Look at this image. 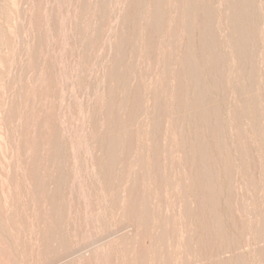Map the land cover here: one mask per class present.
<instances>
[{"label": "rangeland", "instance_id": "1", "mask_svg": "<svg viewBox=\"0 0 264 264\" xmlns=\"http://www.w3.org/2000/svg\"><path fill=\"white\" fill-rule=\"evenodd\" d=\"M263 2L0 0V264H264Z\"/></svg>", "mask_w": 264, "mask_h": 264}, {"label": "bare ground", "instance_id": "2", "mask_svg": "<svg viewBox=\"0 0 264 264\" xmlns=\"http://www.w3.org/2000/svg\"><path fill=\"white\" fill-rule=\"evenodd\" d=\"M37 1V0H36ZM156 1V0H155ZM179 1V0H178ZM185 1V0H184ZM198 1V0H197ZM223 1V0H222ZM229 1V0H228ZM256 1V0H255ZM92 2V1H91ZM180 2H181V0H180ZM219 2V1H218ZM82 3V2H81ZM90 3V2H89ZM128 3V2H127ZM222 3V2H221ZM226 3V2H225ZM251 3V2H250ZM253 3V2H252ZM264 3V2H263ZM83 4V3H82ZM81 4V5H82ZM206 4V3H205ZM247 4V3H246ZM13 5V4H12ZM38 5V4H37ZM137 5V4H136ZM146 5V4H145ZM156 5V4H155ZM178 5V4H177ZM184 5V4H183ZM188 5V4H187ZM248 5V4H247ZM253 5V4H252ZM140 6V5H139ZM169 6V5H168ZM207 6V5H206ZM233 6V5H232ZM240 5H238V7H239ZM243 6V5H242ZM254 6V5H253ZM258 6V5H257ZM137 7V6H136ZM179 7H181V6H179ZM12 8V7H11ZM88 8H89V6H88ZM161 8L163 9V7L161 6ZM174 8V7H173ZM217 8V7H216ZM244 8V7H243ZM251 8V7H250ZM186 9V8H185ZM11 10V9H10ZM80 10V9H79ZM82 10V9H81ZM81 10H80V12H81ZM153 10V9H152ZM161 10V9H160ZM191 10V9H190ZM218 10V9H217ZM223 10V9H222ZM250 10V9H249ZM132 11H133V9H132ZM149 11V10H148ZM165 11V10H164ZM177 11V10H176ZM187 11V10H186ZM207 11V10H206ZM213 11V10H212ZM238 11V10H237ZM85 12V11H84ZM90 12V11H89ZM162 12V11H161ZM174 12V11H173ZM197 12V11H196ZM202 12V11H201ZM204 12V11H203ZM263 12V11H262ZM151 13V12H150ZM150 13H149V15H150ZM191 13H193V12H191ZM208 13H210V12H208ZM239 13V12H238ZM84 14V13H83ZM126 14V13H125ZM136 14V13H135ZM134 14V15H135ZM187 14V13H186ZM223 14H224V12H223ZM133 15V14H132ZM151 15H152V13H151ZM161 15V14H160ZM197 15H198V13H197ZM202 15V14H201ZM206 15V14H205ZM235 15V14H234ZM238 15V14H237ZM241 15V14H240ZM262 15V14H261ZM156 16V15H155ZM185 16V15H184ZM189 16V15H188ZM198 16H200V14L198 15ZM207 16V15H206ZM214 16H215V14H214ZM224 16V15H223ZM255 16V15H254ZM134 17V16H133ZM138 17V16H137ZM149 17V16H148ZM201 18H202V16H200ZM225 17V16H224ZM249 17V16H248ZM38 18V17H37ZM124 18V17H123ZM153 18V17H152ZM161 18V17H160ZM188 18V17H187ZM190 18H191V16H190ZM205 18V17H204ZM246 18V17H245ZM264 18V17H263ZM35 19V18H34ZM151 19V18H150ZM174 19H176V17H174ZM177 19H179V18H177ZM185 19V18H184ZM197 19V18H196ZM200 19V18H199ZM203 19V18H202ZM208 19V18H207ZM210 19V18H209ZM82 20V19H81ZM84 20V19H83ZM154 20H155V18H154ZM157 20V19H156ZM161 20V19H160ZM206 20V19H205ZM212 20V19H211ZM133 21V20H132ZM136 21V20H135ZM170 21V20H169ZM189 21V20H188ZM214 21V20H213ZM220 21V20H219ZM82 21H80V23H81ZM150 22V21H149ZM152 22V21H151ZM156 22V21H155ZM190 22H191V20H190ZM205 22V21H204ZM209 22V21H208ZM223 22V21H222ZM189 23V22H188ZM187 23V25H189ZM255 23H256V21H255ZM138 24V23H137ZM158 24V23H157ZM191 24V23H190ZM213 24V23H212ZM132 25V24H131ZM144 25V24H143ZM147 25V24H146ZM160 25H162V24H160ZM176 25V24H175ZM174 25V26H175ZM186 25V24H185ZM222 25V24H221ZM161 27V26H160ZM163 27V26H162ZM186 27V26H185ZM184 26H183V29L185 28ZM253 27V26H252ZM79 28V27H78ZM188 28H190L189 26H188ZM226 28V27H225ZM254 28V27H253ZM262 28V27H261ZM147 28H145V30H146ZM152 29V28H151ZM149 30V29H148ZM182 30V29H181ZM207 30V29H206ZM257 30V29H256ZM259 30V29H258ZM262 30V29H261ZM154 31V30H153ZM199 31V30H198ZM95 32V31H94ZM162 32V31H161ZM228 32V31H227ZM84 33V32H83ZM165 33V31L163 32V34ZM176 33V32H175ZM195 33V32H194ZM202 33V32H201ZM230 33V32H229ZM228 33V34H229ZM82 34V33H81ZM148 34V33H147ZM171 34V33H170ZM180 34V33H179ZM204 34V33H203ZM218 34H219V32H218ZM224 34V33H223ZM241 34V33H240ZM249 34V33H248ZM84 35V34H83ZM96 35V34H95ZM161 35V34H160ZM175 35V34H174ZM200 35V34H199ZM211 35V34H210ZM90 36V35H89ZM128 36V35H127ZM157 36V35H156ZM155 36V37H156ZM173 36V35H172ZM187 37V36H186ZM188 37H190V36H188ZM200 37H202V35L200 36ZM204 37V36H203ZM208 37V36H207ZM253 37V36H252ZM128 38V37H127ZM135 38V37H134ZM234 38H236V37H234ZM79 39V38H78ZM142 39V38H141ZM183 39V38H182ZM186 39V38H185ZM194 39V38H193ZM80 40V39H79ZM152 40V39H151ZM168 40V39H167ZM206 40V39H205ZM225 40V39H224ZM227 40V39H226ZM225 40V41H226ZM241 40V39H240ZM81 41V40H80ZM127 41V40H126ZM158 41V40H157ZM182 41V40H181ZM187 41V40H186ZM189 41H190V39H189ZM189 41H188V43H189ZM204 41V40H203ZM262 41V40H261ZM82 42V41H81ZM118 42V41H117ZM120 42V41H119ZM129 42V41H128ZM159 42V41H158ZM228 42V41H227ZM257 42V41H256ZM190 43H191V41H190ZM202 43V42H201ZM204 43V42H203ZM214 43V42H213ZM216 43V42H215ZM147 44V43H146ZM186 44V43H185ZM198 44V43H197ZM246 44V43H245ZM116 45V44H115ZM118 45V44H117ZM132 45V44H131ZM183 45V44H182ZM181 45V46H182ZM253 45V44H252ZM138 46V45H137ZM158 46V45H157ZM176 46V45H175ZM195 46V45H194ZM193 46V47H194ZM246 46V45H245ZM261 46V45H260ZM160 47V46H159ZM200 47V46H199ZM92 48V47H91ZM125 48V47H124ZM156 48V47H155ZM186 48V47H185ZM134 49H135V47H134ZM134 49H133V51H134ZM139 49V48H138ZM174 49H175V47H174ZM187 49V48H186ZM200 48H198V50H199ZM215 49V48H214ZM234 49V48H233ZM241 49V48H240ZM124 50V49H123ZM136 50V49H135ZM176 50V49H175ZM188 50V49H187ZM190 50V49H189ZM197 50V51H198ZM217 50V49H216ZM231 50V49H230ZM253 50V49H252ZM78 51V50H77ZM118 51V50H117ZM125 51V50H124ZM143 51V50H142ZM159 51V50H158ZM186 51V50H185ZM238 51H239V49H238ZM237 51V52H238ZM135 52V51H134ZM196 52V51H195ZM199 52V51H198ZM222 52V51H221ZM256 52V51H255ZM82 53V52H81ZM188 53V52H187ZM202 53V52H201ZM208 53V52H207ZM240 53V52H239ZM123 54V53H122ZM138 54H139V52H138ZM176 54V53H175ZM190 54V53H189ZM189 54H186V52H185V60H183L182 61V65L184 66H182L183 68H180V66H181V64L178 66L179 68H180V70L178 69V67H177V69H176V72H177V70H178V73L175 75L176 76V79H177V84L179 85V86H181V84H182V80H183V78H184V76L185 75H187L186 76V81L188 80V78L191 76V74H192V72L194 71V69L192 70V67H191V65H192V63H191V60H190V58H191V54H190V56H189ZM209 54H210V52H209ZM135 55V54H134ZM217 55V54H216ZM239 55V54H238ZM139 56V55H138ZM178 56V55H177ZM196 56V55H195ZM199 56V55H198ZM203 56V55H202ZM211 56V55H210ZM214 56V55H213ZM218 56V55H217ZM257 56V55H256ZM150 57H151V55H150ZM158 57V56H157ZM183 57H184V54H183ZM245 57V56H244ZM249 57V56H248ZM83 58V57H82ZM114 58V57H113ZM117 58V57H116ZM139 58V57H138ZM166 58V57H165ZM176 58V57H175ZM199 58V57H198ZM214 58V57H213ZM218 58V57H217ZM232 58V57H231ZM35 59V58H34ZM121 59V58H120ZM130 59H132V58H130ZM173 59V58H172ZM203 59V58H202ZM244 59V58H243ZM258 59V58H257ZM140 60H142V59H140ZM155 60V59H154ZM170 60V59H169ZM199 60H201V59H199ZM211 60V59H210ZM133 61V60H132ZM165 61V60H164ZM172 61V60H171ZM176 61V60H175ZM203 61V60H202ZM243 61V60H242ZM126 62V61H125ZM143 62V61H142ZM226 62V61H225ZM144 63V62H143ZM153 63V62H152ZM155 63V62H154ZM166 63V62H165ZM175 63V62H174ZM220 63V62H219ZM218 63V64H219ZM247 63V62H246ZM255 63V62H254ZM110 64H112V63H110ZM139 64V63H138ZM142 64V63H141ZM169 64V63H168ZM223 64H224V62H223ZM130 65V64H129ZM134 65V64H133ZM132 65V66H133ZM159 65H160V63H159ZM167 65V64H166ZM176 65V64H175ZM215 65V64H214ZM241 65H242V63H241ZM131 66V65H130ZM238 66V65H237ZM167 67V66H166ZM214 67V66H213ZM244 67V66H243ZM252 67H253V65H252ZM251 67V68H252ZM119 68V67H118ZM129 68V67H128ZM137 68V67H136ZM141 68V67H140ZM145 68V67H144ZM126 69V68H125ZM130 69V68H129ZM142 69V68H141ZM165 69V68H164ZM169 69V68H168ZM218 69V68H217ZM222 69V68H221ZM134 70V69H133ZM147 70V69H146ZM152 70V69H151ZM223 70V69H222ZM195 71H196V69H195ZM217 71V70H216ZM221 71V70H220ZM227 71V70H226ZM135 72H137V71H135ZM145 72V71H144ZM169 72H170V70H169ZM172 72H174V71H172ZM250 72V71H249ZM130 73H132V72H130ZM166 73V72H165ZM194 73H196V72H194ZM209 73V72H208ZM226 73V72H225ZM253 73V72H252ZM137 74V73H136ZM148 74V73H147ZM147 74H146V76H147ZM108 75V74H107ZM193 75V74H192ZM197 75V74H196ZM199 75V74H198ZM201 75V74H200ZM211 75H212V73H211ZM220 75V74H219ZM251 75V74H250ZM129 76V75H128ZM136 76V75H135ZM168 76V75H167ZM110 77V76H109ZM171 77V76H170ZM223 77V76H222ZM226 77V76H225ZM246 77H247V75H246ZM245 77V78H246ZM131 78V77H130ZM150 78V77H149ZM152 78V77H151ZM192 78V77H191ZM190 78V79H191ZM199 78V77H198ZM202 78V77H201ZM203 78H204V76H203ZM230 78V77H229ZM254 78V77H253ZM262 78V77H261ZM32 79V78H31ZM136 79V78H135ZM190 79L188 80V81H190ZM192 79H194L195 81H196V79L195 78H192ZM205 79V78H204ZM219 79H220V77H219ZM255 79H256V77H255ZM255 79H253V80H255ZM108 80V79H107ZM119 80V79H118ZM131 80V79H130ZM170 80V79H169ZM185 80V79H184ZM184 80H183V82H184ZM193 80V81H194ZM213 80V79H212ZM247 80V79H246ZM112 81V80H111ZM124 81V80H123ZM138 81V80H137ZM167 81V80H166ZM173 81V80H172ZM187 81V82H188ZM194 81V82H195ZM209 81H210V79H209ZM221 81H225V80H222L221 79ZM234 81V80H233ZM248 81V80H247ZM129 82V81H128ZM155 82V81H154ZM186 82V83H187ZM197 82V81H196ZM198 82H199V79H198ZM251 82V81H250ZM107 83H109V82H107ZM106 83V84H107ZM138 83V82H137ZM203 83V82H202ZM201 83V84H202ZM212 83V82H211ZM216 83V82H215ZM226 83V82H225ZM149 84V83H148ZM166 84H168V83H166ZM174 84V83H173ZM193 84V83H192ZM220 84V83H219ZM151 85V84H150ZM194 85V84H193ZM208 85V84H207ZM223 85H225V84H223ZM248 85V84H247ZM246 85V86H247ZM119 86H121V85H119ZM164 86V85H163ZM168 86V85H167ZM171 86V85H170ZM198 86V85H197ZM200 87H201V85H199ZM128 87V86H127ZM134 87V86H133ZM175 86H173V88H174ZM183 87H184V84H183ZM183 87H179V88H181V89H183ZM169 88V87H168ZM185 88V87H184ZM187 88V87H186ZM195 88V87H194ZM202 88V87H201ZM216 88V87H215ZM221 88H222V86H221ZM128 89V88H127ZM135 89V88H134ZM148 89V88H147ZM150 89V88H149ZM149 89H148V91H149ZM163 89V88H162ZM198 89H200V88H198ZM218 89V88H217ZM106 90V89H105ZM171 90V89H170ZM180 90V89H179ZM234 90V89H233ZM232 90V91H233ZM158 91V90H157ZM193 91V90H192ZM205 91H207V90H205ZM248 91H250V90H248ZM146 92V91H145ZM220 92V91H219ZM201 93V92H200ZM242 93V92H241ZM263 93V92H262ZM111 94V93H110ZM142 94H143V92H142ZM177 94V93H176ZM189 94H191V93H189ZM196 94H197V92H196ZM202 94V93H201ZM200 94V95H201ZM223 94V93H222ZM232 94V93H231ZM247 94V93H246ZM250 94V93H249ZM127 95V94H126ZM181 95V94H180ZM210 95H212V94H210ZM226 95V94H225ZM224 95V96H225ZM159 96V95H158ZM164 96V95H163ZM174 96V95H173ZM223 96V97H224ZM136 97H138V96H136ZM135 97V98H136ZM198 97V96H197ZM226 97V96H225ZM224 97V98H225ZM243 97V96H242ZM250 97V96H249ZM254 97V96H253ZM32 98V97H31ZM108 98V97H107ZM127 98V97H126ZM131 98H132V96H131ZM162 98V97H161ZM177 98V97H176ZM205 98V97H204ZM207 99H208V97H206ZM220 99H221V97H219ZM133 99V98H132ZM197 99V98H196ZM226 99H228V98H226ZM157 100V99H156ZM183 100V99H182ZM187 100H188V98H187ZM193 100H194V98H193ZM248 100V99H247ZM123 101H124V99H123ZM128 101V100H127ZM130 101V100H129ZM163 101V100H162ZM177 101V100H176ZM200 101V100H199ZM202 101V100H201ZM203 101H204V99H203ZM207 101V100H206ZM226 101V100H225ZM250 101V100H249ZM248 101V102H249ZM257 101V100H256ZM103 102H104V100H103ZM105 102H108V101H105ZM104 102V103H105ZM116 102V101H115ZM125 102V101H124ZM135 102V101H134ZM138 102V101H137ZM166 102V101H165ZM179 102V101H178ZM196 102V101H195ZM194 102V103H195ZM242 102V101H241ZM114 103V102H113ZM121 103V102H120ZM136 103V102H135ZM160 103V102H159ZM172 103V102H171ZM41 104V103H40ZM124 104V103H123ZM122 104V105H123ZM129 104V103H128ZM141 104V103H140ZM174 104V103H173ZM185 104V103H184ZM189 104V103H188ZM219 104V103H218ZM225 104V103H224ZM244 104V103H243ZM254 104V103H253ZM35 105V104H34ZM111 105V104H110ZM138 105V104H137ZM146 105V104H145ZM203 105V104H202ZM187 106V105H186ZM232 106V105H231ZM129 107H130V104H129ZM132 107H133V105H132ZM155 107V106H154ZM226 107V106H225ZM108 108V107H107ZM164 108V107H163ZM180 108V107H179ZM202 108H204V107H202ZM210 108H212V107H210ZM240 108V107H239ZM41 109V108H40ZM46 109V108H45ZM132 109V108H131ZM161 109V108H160ZM187 109V108H186ZM193 109V108H192ZM207 109H208V107H207ZM223 109V108H222ZM241 109V108H240ZM110 110V109H109ZM159 110V109H158ZM157 110V111H158ZM175 110H177V108H175ZM181 110V109H180ZM210 110V109H209ZM220 110V109H219ZM126 111V110H125ZM141 111V110H140ZM147 111V110H146ZM174 111V110H173ZM172 111V112H173ZM178 111V110H177ZM211 111V110H210ZM226 111V110H225ZM259 111V110H258ZM123 112V111H122ZM159 112V111H158ZM191 112V111H190ZM193 112V111H192ZM109 113V112H108ZM144 113V112H143ZM155 113V112H154ZM181 113V112H180ZM183 113V115H184V111L182 112ZM213 113V112H212ZM224 113V112H223ZM113 114V113H112ZM120 114V113H119ZM128 114V113H127ZM139 114H140V112H139ZM177 114H179L178 112H177ZM187 114V113H186ZM189 114V113H188ZM196 114H198V113H196ZM202 114H203V112H202ZM209 114V113H208ZM241 114V113H240ZM129 115V114H128ZM147 115V114H146ZM181 115V114H180ZM182 115V116H183ZM244 115V114H243ZM141 116V115H140ZM143 116V115H142ZM160 116V115H159ZM198 116V115H197ZM237 116V115H236ZM248 116V115H247ZM147 117V116H146ZM199 117V116H198ZM209 117H211L210 115H209ZM109 118V117H108ZM149 118V117H148ZM168 118V117H167ZM113 119V118H112ZM159 119V118H158ZM161 119V118H160ZM186 119V118H185ZM207 119V118H206ZM210 118H208V120H209ZM212 119V118H211ZM217 119V118H216ZM259 119V118H258ZM107 120V119H106ZM109 120V119H108ZM136 120V119H135ZM193 120V119H192ZM207 120V121H208ZM226 120V119H225ZM243 120V119H242ZM245 120V119H244ZM27 121V120H26ZM154 121V120H153ZM169 121V120H168ZM184 121V120H183ZM197 121V120H196ZM202 121V120H201ZM219 121V120H218ZM157 122H159V121H157ZM165 122V121H164ZM194 122V121H193ZM170 123V122H169ZM213 123V122H212ZM108 124V123H107ZM117 124H118V122H117ZM121 124V123H120ZM130 124V123H129ZM146 124V123H145ZM168 124V123H167ZM29 125V124H28ZM122 125V124H121ZM197 125H198V123H197ZM209 125V124H208ZM207 125V126H208ZM212 125H215L214 123L212 124ZM217 125V124H216ZM40 126V125H39ZM107 126V125H106ZM132 126V125H131ZM138 126H140V124L138 125ZM148 126V125H147ZM170 126V125H169ZM186 126V125H185ZM195 126H196V124H195ZM210 126H211V124H210ZM209 126V127H210ZM137 127V126H136ZM143 127V126H142ZM161 127H163V126H161ZM190 127V126H189ZM194 127V126H193ZM201 127V126H200ZM209 127H207L208 128V131H209ZM221 127V126H220ZM232 127V126H231ZM231 127H229V128H231ZM239 127V126H238ZM262 127V126H261ZM260 127V128H261ZM27 128V127H26ZM115 128V127H114ZM130 128V127H129ZM133 128V127H132ZM154 128V127H153ZM197 128V127H196ZM224 128V127H223ZM225 128H226V126H225ZM259 128V129H260ZM40 129V128H39ZM116 129V128H115ZM144 129V128H143ZM168 129V128H167ZM215 129V128H214ZM249 129V128H248ZM254 129V128H253ZM28 130V129H27ZM114 130V129H113ZM132 130V129H131ZM131 130H129V131H131ZM156 130V129H155ZM157 131V130H156ZM168 131V130H167ZM212 131V130H211ZM214 131V130H213ZM227 131V130H226ZM250 131V130H249ZM260 131V130H259ZM28 132V131H27ZM30 132V131H29ZM193 132H195V131H193ZM201 132L202 131H200V134H201ZM244 132V131H243ZM39 133V132H38ZM122 133V132H121ZM186 133V132H185ZM189 133V132H188ZM230 133V132H229ZM228 133V134H229ZM111 134V133H110ZM115 134V133H114ZM119 134V133H118ZM162 134V133H161ZM199 134V135H200ZM213 134H214V132H213ZM217 134V133H216ZM121 135V134H120ZM193 135H195V134H193ZM209 135H210V133H209ZM221 135V134H220ZM237 135V134H236ZM111 136V135H110ZM113 136V135H112ZM115 136V135H114ZM140 136V135H139ZM152 136H153V134H152ZM160 136V135H159ZM170 136V135H169ZM172 136V135H171ZM178 136H179V134H178ZM213 136H215V135H213ZM222 136H223V134H222ZM27 137V136H26ZM118 137V136H117ZM198 137V136H197ZM200 137V136H199ZM205 137V136H204ZM207 137V136H206ZM219 137V136H218ZM29 138V137H28ZM32 138V137H31ZM121 138V137H120ZM156 138V137H155ZM165 138V137H164ZM181 138V137H180ZM217 138V137H216ZM264 138V137H263ZM154 139V138H153ZM163 139V138H162ZM198 139V138H197ZM206 139V138H205ZM245 139V138H244ZM110 140V139H109ZM108 140V141H109ZM130 140V139H129ZM149 140V139H148ZM164 140V139H163ZM167 140H168V138H167ZM172 140V139H171ZM179 140V139H178ZM224 140V139H223ZM234 140H236V139H234ZM256 140V139H255ZM186 141H188V140H186ZM195 141H197L196 139H195ZM225 141V140H224ZM242 141V140H241ZM247 140L245 139V142H246ZM110 142V141H109ZM108 142V143H109ZM152 142V141H151ZM156 142H158V141H156ZM167 142V141H166ZM177 142V141H176ZM203 142H205V141H203ZM215 142V141H214ZM232 142V141H231ZM243 142V141H242ZM250 142V141H249ZM249 142H247V143H249ZM264 142V141H263ZM262 142V143H263ZM113 143V142H112ZM171 143V142H170ZM190 143V142H189ZM254 143V142H253ZM258 143V142H257ZM110 144V143H109ZM108 144V145H109ZM135 144V143H134ZM155 144V143H154ZM215 144H216V142H215ZM32 145V144H31ZM113 145V144H112ZM116 145V144H115ZM161 145V144H160ZM184 145V144H183ZM198 145V144H197ZM229 145V144H228ZM231 145V144H230ZM248 145H250V144H248ZM247 145V146H248ZM254 145V144H253ZM256 145V144H255ZM258 145V144H257ZM136 146H137V143H136ZM140 146V145H139ZM156 146V145H155ZM205 146V145H204ZM208 146V145H207ZM226 146V145H225ZM244 146V145H243ZM246 146V147H247ZM111 147V146H110ZM113 147V146H112ZM158 147V146H157ZM186 147V146H185ZM193 147V146H192ZM201 144H200V148L199 149H201ZM212 147V146H211ZM223 147V146H222ZM251 147V146H250ZM249 147V148H250ZM37 148V147H36ZM41 148V147H40ZM109 148V147H108ZM116 148V147H115ZM190 148L191 147H189V151H190ZM197 148H198V146H197ZM213 148V147H212ZM221 148V147H220ZM219 148V149H220ZM226 148H228V147H226ZM244 148V147H243ZM157 149V148H156ZM188 149V148H187ZM204 149V148H203ZM215 149H217V148H215ZM214 149V150H215ZM236 149V148H235ZM43 150V149H42ZM112 150V149H111ZM169 150V149H168ZM202 150V149H201ZM213 150V151H214ZM227 150V149H226ZM230 150V149H229ZM247 150H249V149H247ZM258 150V149H257ZM36 150H34V152H35ZM115 150H113L112 152H114ZM156 151V150H155ZM182 151H183V149H182ZM188 151V152H189ZM192 151V150H191ZM203 151H206V150H203ZM221 151V150H220ZM225 151V150H224ZM244 151V150H243ZM253 151V150H252ZM263 151H264V149H263ZM139 152H140V150H139ZM200 152V151H199ZM231 152V151H230ZM249 152V151H248ZM121 153V152H120ZM126 153H128L127 151H126ZM153 153V152H152ZM159 153V152H158ZM160 153H161V151H160ZM166 153V152H165ZM169 153V152H168ZM201 153V152H200ZM220 153V152H219ZM244 153V152H243ZM156 154V153H155ZM207 154V153H206ZM212 154V153H211ZM228 154H230V153H228ZM234 154V153H233ZM251 154H253V153H251ZM34 155H36V154H34ZM114 155V154H113ZM123 155L124 154H122V157H123ZM153 155V154H152ZM180 155V154H179ZM185 155V154H184ZM215 155H217L216 154V152H215ZM257 155V154H256ZM110 156V155H109ZM112 156V155H111ZM111 156L110 157H108V158H111ZM133 156V155H132ZM136 156V155H135ZM159 156V155H158ZM164 156V155H163ZM169 156V155H168ZM207 156H208V154H207ZM210 156V155H209ZM213 156V155H212ZM211 156V157H212ZM222 156V155H221ZM228 156H230V155H228ZM227 156V157H228ZM233 156V155H232ZM241 156V155H240ZM253 156V155H252ZM261 156V155H260ZM116 157V156H115ZM115 157H114V159H115ZM137 157H139V156H137ZM161 157V156H160ZM192 157V156H191ZM198 157V156H197ZM204 157V156H203ZM202 156H201V159L203 158ZM219 157V156H218ZM225 157V156H224ZM256 157V156H255ZM36 158V157H35ZM155 158V157H154ZM153 158V159H154ZM173 158V157H172ZM176 158V157H175ZM184 158H185V156H184ZM190 158V157H189ZM209 158V157H208ZM37 159V158H36ZM113 159V158H112ZM145 159V158H144ZM167 159H168V157H167ZM227 159H229V158H227ZM235 159V158H234ZM237 159V158H236ZM251 159V158H250ZM253 159V158H252ZM109 160V159H108ZM111 160V159H110ZM158 160H160V159H158ZM163 160V159H162ZM181 160H182V158H181ZM184 160H186V159H184ZM184 160H183V162H184ZM189 160V159H188ZM192 160V159H191ZM202 160H204V158L202 159ZM214 160V159H213ZM37 161H38V159H37ZM112 161V160H111ZM120 161V160H119ZM122 161H124V160H122ZM131 161V160H130ZM154 161V160H153ZM171 161V160H170ZM177 161V160H176ZM180 161V160H179ZM216 161V160H215ZM219 161V160H218ZM221 161H223V160H221ZM231 161H232V158H231ZM140 162V161H139ZM150 162H151V160H150ZM149 162V163H150ZM162 162V161H161ZM192 162V161H191ZM217 162V161H216ZM250 162V161H249ZM259 162V161H258ZM109 163V162H108ZM108 163H107V165H108ZM126 163V162H125ZM145 163V162H144ZM155 163V162H154ZM164 163V162H163ZM203 163V162H202ZM204 163H206V162H204ZM33 164V163H32ZM103 164V163H102ZM177 164V163H176ZM184 164V163H183ZM214 164V163H213ZM226 164V163H225ZM231 164V163H230ZM233 164V163H232ZM252 164H253V162H252ZM251 164V165H252ZM110 165V164H109ZM143 165V164H142ZM155 165V164H154ZM209 165V164H208ZM218 165V164H217ZM222 165H224V164H222ZM235 165H236V163H235ZM235 165H233V166H235ZM248 165V164H247ZM250 165V164H249ZM191 166V165H190ZM206 166V165H205ZM101 167V166H100ZM111 167V166H110ZM152 167V166H151ZM150 167V168H151ZM193 167V166H192ZM209 167V166H208ZM214 167H216V166H214ZM115 168V167H114ZM133 168V167H132ZM135 168H137V167H135ZM147 168H148V166H147ZM207 168V167H206ZM213 168V167H212ZM235 168V167H234ZM31 169V168H30ZM152 169H154V168H152ZM247 169V168H246ZM101 170V169H100ZM137 170V169H136ZM155 170V169H154ZM176 170V169H175ZM194 170H196V169H194ZM207 170V169H206ZM236 170V169H235ZM252 170V169H251ZM254 170V169H253ZM132 171V170H131ZM167 171V170H166ZM200 171H201V169H200ZM203 171V170H202ZM201 171V172H202ZM208 171V170H207ZM213 171V170H212ZM34 172V171H33ZM44 172V171H43ZM107 172V171H106ZM172 172V171H171ZM180 172V171H179ZM199 172V171H198ZM204 172V171H203ZM234 172H236V171H234ZM253 172V171H252ZM255 173H256V170L254 171ZM158 172H156V174H157ZM161 173V172H160ZM175 173V172H174ZM213 173V172H212ZM118 174V173H117ZM122 174V173H121ZM148 174V173H147ZM159 174V173H158ZM171 174V173H170ZM191 174V173H190ZM194 174V173H193ZM204 175L206 174V172L205 173H203ZM210 174V173H209ZM222 174V173H221ZM241 174V173H240ZM261 174V173H260ZM2 175V174H1ZM103 175V174H102ZM109 175H111V172L109 173ZM134 175V174H133ZM160 175V174H159ZM215 175V174H214ZM239 175V174H238ZM258 175V174H257ZM108 176V175H107ZM124 176V175H123ZM148 176V175H147ZM161 176V175H160ZM174 176V175H173ZM200 176V175H199ZM212 176V175H211ZM240 176V175H239ZM137 177V176H136ZM157 177V176H156ZM163 177V176H162ZM170 177V176H169ZM183 177V176H182ZM189 177V176H188ZM196 177V176H195ZM210 177V176H209ZM229 177V176H228ZM230 177H231V175H230ZM57 178V177H56ZM123 178V177H122ZM125 178V177H124ZM135 178V177H134ZM211 178V177H210ZM219 178V177H218ZM239 178V177H238ZM242 178V177H241ZM113 179V178H112ZM136 179V178H135ZM138 179H140V178H138ZM180 179V178H179ZM183 179H184V177H183ZM190 179V178H189ZM225 179V178H224ZM234 179H235V176H234ZM246 179V178H245ZM38 180V179H37ZM198 180V179H197ZM200 180V179H199ZM209 180V179H208ZM226 180V179H225ZM241 180V179H240ZM255 180V179H254ZM107 181V180H106ZM171 181V180H170ZM172 181H173V179H172ZM171 181V182H172ZM211 181V180H210ZM210 181H208V182H210ZM227 181V180H226ZM232 181V180H231ZM258 181V180H257ZM260 181V180H259ZM111 182V181H110ZM135 182H136V180H135ZM160 182V181H159ZM184 182V181H183ZM203 182H204V184H206L205 183V181L203 180ZM54 183V182H53ZM139 183V182H138ZM158 183V182H157ZM165 183V182H164ZM174 183V182H173ZM179 183V182H178ZM199 183H202V182H200L199 181ZM227 183V182H226ZM229 183V182H228ZM233 183V182H232ZM40 184V183H39ZM189 184V183H188ZM193 184V183H192ZM198 184V183H197ZM215 184V183H214ZM221 184V183H220ZM255 184V183H254ZM261 184V183H260ZM63 185V184H62ZM164 185V184H163ZM122 186H123V183H122ZM176 186V185H175ZM204 186V185H203ZM207 186H209V185H207ZM217 186H218V184H217ZM222 186V185H221ZM247 186V185H246ZM249 186V185H248ZM165 187V186H164ZM179 187V186H178ZM181 187H182V184H181ZM184 187V186H183ZM192 187V186H191ZM199 187V186H198ZM201 187V186H200ZM228 187H230V186H228ZM8 188V187H7ZM135 188V187H134ZM136 188H138V187H136ZM167 188V187H166ZM209 188V187H208ZM218 188V187H217ZM225 188V187H224ZM235 188V187H234ZM233 188V189H234ZM183 189V188H182ZM187 189V188H186ZM201 189H202V192H201ZM210 190H211V188H209ZM227 189V188H226ZM229 189V188H228ZM232 189V188H231ZM238 188H236V190H237ZM165 190V189H164ZM174 190V189H173ZM212 190H213V188H212ZM217 190H219V189H217ZM8 191V190H7ZM122 191V190H121ZM159 191H160V189H159ZM196 191V190H195ZM231 191V190H230ZM248 191V190H247ZM110 192V191H109ZM173 192V191H172ZM176 192V191H175ZM239 192V191H238ZM137 193V192H136ZM135 193V194H136ZM163 193V192H162ZM196 193H199V191L198 192H196ZM200 193H203V188H200ZM199 193V194H200ZM214 193V192H213ZM237 193V192H236ZM241 193H242V191H241ZM263 193V192H262ZM109 194V193H108ZM130 194V193H129ZM139 194V193H138ZM180 194V193H179ZM191 194V193H190ZM210 194V193H209ZM232 194V193H231ZM148 195V194H147ZM176 195V194H175ZM186 195V194H185ZM197 195V194H196ZM195 195V196H196ZM224 195V194H223ZM238 195V194H237ZM242 195V194H241ZM247 195H249V194H247ZM253 195V194H252ZM258 195V194H257ZM199 196V195H198ZM207 196V195H206ZM231 196V195H230ZM251 196V195H250ZM259 196V195H258ZM129 197V196H128ZM132 197V196H131ZM140 197V196H139ZM138 197V198H139ZM169 197V196H168ZM172 197V196H171ZM184 197V196H183ZM240 197V196H239ZM245 197V196H244ZM179 198V197H178ZM194 198V197H193ZM200 198H204V196H202L201 197V194H200ZM224 198H225V196H224ZM256 198V197H255ZM254 198V199H255ZM263 198V197H262ZM170 199V198H169ZM183 199V198H182ZM186 199V198H185ZM188 199V198H187ZM206 199V198H205ZM204 199V201H206ZM214 199V198H213ZM226 199V198H225ZM235 199V198H234ZM241 199V198H240ZM120 200V199H119ZM134 200H136V199H134ZM184 200V199H183ZM189 200V199H188ZM201 200V199H200ZM6 201V200H5ZM231 201V200H230ZM142 202V201H141ZM186 202V201H185ZM200 202V201H199ZM225 202H226V200H225ZM262 202V201H261ZM139 203V202H138ZM138 203H136V205H138ZM203 203V202H202ZM256 203V202H255ZM131 204H133V203H131ZM146 204V203H145ZM197 204V203H196ZM210 204H211V202H210ZM213 204V203H212ZM224 204V203H223ZM232 204V203H231ZM250 204V203H249ZM147 205V204H146ZM145 205V206H146ZM151 205V204H150ZM150 205L148 206V208L150 207ZM198 205H199V203H198ZM204 205V204H203ZM206 205V204H205ZM205 205H204V207H205ZM218 205V204H217ZM238 205V204H237ZM135 206V205H134ZM133 206V207H134ZM201 206H202V204H201ZM212 206V205H211ZM232 206V205H231ZM230 206V207H231ZM144 207V206H143ZM165 207V206H164ZM203 207V206H202ZM252 207V206H251ZM258 207V206H257ZM3 208V207H2ZM110 208V207H109ZM120 208V207H119ZM137 208V207H136ZM135 208V209H136ZM147 208V207H146ZM148 208H147V210H148ZM175 208V207H174ZM187 208H189V207H187ZM215 208V207H214ZM218 208V207H217ZM228 208H229V206H228ZM234 208H236L235 206H234ZM246 208V207H245ZM205 209V208H204ZM249 209V208H248ZM258 209V208H257ZM256 209V210H257ZM260 209V208H259ZM118 210V209H117ZM120 210H122V209H120ZM124 210V209H123ZM134 210V209H133ZM146 210V209H145ZM169 210V209H168ZM184 210V209H183ZM186 210V209H185ZM187 210H189V209H187ZM230 210V209H229ZM250 210V209H249ZM55 211V210H54ZM131 211H132V209H131ZM130 211V212H131ZM157 211V210H156ZM2 212V211H1ZM118 212V211H117ZM146 212V211H145ZM179 212V211H178ZM213 212V211H212ZM215 212H217V211H215ZM226 212V211H225ZM111 213V212H110ZM144 213V212H143ZM163 213V212H162ZM170 213V212H169ZM176 213V212H175ZM174 213V214H175ZM236 213V212H235ZM234 213V214H235ZM238 213V212H237ZM7 214V213H6ZM117 214V213H116ZM191 214V213H190ZM217 214V213H216ZM228 214V213H227ZM231 214V213H230ZM233 214V213H232ZM243 214V213H242ZM255 214H256V212H255ZM258 214H259V212H258ZM264 214V213H263ZM115 215V214H114ZM148 215V214H147ZM189 215V214H188ZM201 215V214H200ZM130 216V215H129ZM132 216V215H131ZM150 216V215H149ZM164 216V215H163ZM179 216V215H178ZM155 217V216H154ZM182 217V216H181ZM200 217V216H199ZM203 217V216H202ZM255 217V216H254ZM192 218V217H191ZM218 218V217H217ZM264 218V217H263ZM10 219V218H9ZM145 219V218H144ZM183 219V218H182ZM188 219V218H187ZM219 219V218H218ZM239 219V218H238ZM148 220V219H147ZM184 220V219H183ZM231 220V219H230ZM237 220V219H236ZM243 220V219H242ZM190 221V220H189ZM200 221V220H199ZM198 221V222H199ZM211 221V220H210ZM135 222V221H134ZM187 222V221H186ZM209 222V221H208ZM130 223V222H129ZM132 223V222H131ZM144 223V222H143ZM146 223V222H145ZM144 223V224H145ZM150 223V222H149ZM165 223V222H164ZM217 223V222H216ZM232 223V222H231ZM136 224V223H135ZM169 224V223H168ZM218 224V223H217ZM132 225V224H131ZM254 225V224H253ZM258 225V224H257ZM142 226V225H141ZM165 226H167V225H165ZM170 226V225H169ZM168 226V227H169ZM221 226V225H220ZM233 226V225H232ZM234 226H236L235 224H234ZM233 226V227H234ZM191 227V226H190ZM244 227H245V225H244ZM248 227H249V225H248ZM133 228V227H132ZM131 228V229H132ZM139 228V227H138ZM142 228H143V226H142ZM155 228H156V226H155ZM194 228V227H193ZM200 228V227H199ZM215 228V227H214ZM240 228V227H239ZM242 228H243V226H242ZM256 228H258V227H256ZM261 228V227H260ZM158 229V228H157ZM160 229V228H159ZM183 229V228H182ZM196 229V228H195ZM253 229V228H252ZM142 231L141 232H143V229H141ZM145 230V229H144ZM181 230V229H180ZM246 230V229H245ZM256 230V229H255ZM183 231V230H182ZM202 231H203V229H202ZM208 231V230H207ZM216 231V230H215ZM257 231V230H256ZM132 232V231H131ZM153 232V231H152ZM181 232V231H180ZM136 233V232H135ZM138 233V232H137ZM159 233V232H158ZM168 233V232H167ZM200 233V232H199ZM220 233V232H219ZM219 233H217L218 234V236H219ZM223 233V232H222ZM239 233V232H238ZM247 233V232H246ZM252 233V232H251ZM256 233V232H255ZM3 234V233H2ZM133 234V233H132ZM182 234V233H181ZM208 234H209V232H208ZM57 235V234H56ZM55 235V236H56ZM187 235V234H186ZM198 235H200L201 236V234H198ZM255 235V234H254ZM128 236V235H127ZM163 236V235H162ZM156 237H157V235H156ZM206 237V236H205ZM237 237V236H236ZM242 237V236H241ZM223 238V237H222ZM240 238V237H239ZM238 238V239H239ZM249 238V237H248ZM264 237H262V239H263ZM133 239H135V238H133ZM173 239V238H172ZM212 239V238H211ZM228 239V238H227ZM229 239H230V237H229ZM235 239V238H234ZM241 239V238H240ZM143 240V239H142ZM162 240V239H161ZM210 240V239H209ZM221 240H223V239H221ZM250 240V239H249ZM139 241V240H138ZM155 241V240H154ZM185 241V240H184ZM220 241V240H219ZM228 241V240H227ZM227 241H225V242H227ZM235 241V240H234ZM233 241V242H234ZM243 241V240H242ZM128 242V241H127ZM132 242V241H131ZM143 242V241H142ZM163 242V241H162ZM203 242V241H202ZM239 242V241H238ZM245 242V241H244ZM130 243V242H129ZM133 243V242H132ZM248 243H249V241H248ZM141 244V243H140ZM163 244V243H162ZM168 244V243H167ZM184 244V243H183ZM187 244V243H186ZM222 244V243H221ZM230 244V243H229ZM237 244V243H236ZM171 245V244H170ZM189 245V244H188ZM212 245V244H211ZM245 245V244H244ZM128 246V245H127ZM131 246H133V245H131ZM137 246V245H136ZM203 246V245H202ZM201 246V247H202ZM229 246V245H228ZM227 246V247H228ZM250 246V245H249ZM140 247V246H139ZM143 247V246H142ZM153 247V246H152ZM186 247V246H185ZM200 247V248H201ZM208 247V246H207ZM210 247V246H209ZM224 247V246H223ZM222 247V248H223ZM189 248V247H188ZM221 248V249H222ZM229 248V247H228ZM237 248V247H236ZM143 249V248H142ZM185 249V248H184ZM212 249V248H211ZM215 249V248H214ZM239 249V248H238ZM122 250V249H121ZM126 250V249H125ZM128 250V249H127ZM141 249H139L138 251H140ZM190 250V249H189ZM217 250V249H216ZM241 250V249H240ZM263 250V249H262ZM151 251V250H150ZM158 251V250H157ZM165 251V250H164ZM221 251V250H220ZM126 252V251H125ZM130 252V251H129ZM137 252V251H136ZM143 252V251H142ZM170 252V251H169ZM213 252V251H212ZM140 253V252H139ZM180 253V252H179ZM190 253V252H189ZM210 253V252H209ZM223 253V252H222ZM246 253V252H245ZM249 253V252H248ZM122 254H123V252H122ZM131 254V253H130ZM137 254V253H136ZM159 254V253H158ZM157 254V255H158ZM202 254V253H201ZM219 254V253H218ZM253 254H255L254 252H253ZM144 255V254H143ZM215 255V254H214ZM141 256V255H140ZM217 256V255H216ZM239 256V255H238ZM145 257V256H144ZM188 257V256H187ZM207 257V256H206ZM213 257V256H212ZM224 257V256H223ZM243 257V256H242ZM241 257V258H242ZM245 257V256H244ZM261 257V256H260ZM128 258V257H127ZM132 258V257H131ZM189 258V257H188ZM203 258V257H202ZM205 258V257H204ZM221 258V257H220ZM229 258H231V257H229ZM147 259V258H146ZM176 259V258H175ZM242 259H244V258H242ZM261 259V258H260ZM139 260H140V258H139ZM157 260V259H156ZM202 260V259H201ZM229 260V259H228ZM251 260V259H250ZM131 261V260H130ZM155 261V260H154ZM239 261V260H238ZM256 261H257V259H256ZM143 262V261H142ZM153 262V261H152ZM223 262V261H222ZM237 262V261H236ZM240 262V261H239ZM135 263V262H134ZM157 263V262H156ZM158 263H159V261H158ZM170 263V262H169ZM173 263V262H172ZM190 263H191V261H190ZM214 263V262H213ZM127 264H128V262H127ZM133 264V263H132ZM151 264V263H150ZM154 264V263H153ZM180 264H181V262H180ZM186 264V263H185ZM197 264V263H196ZM217 264V263H216ZM235 264V263H234ZM238 264V263H237ZM243 264H245V262L243 263Z\"/></svg>", "mask_w": 264, "mask_h": 264}]
</instances>
